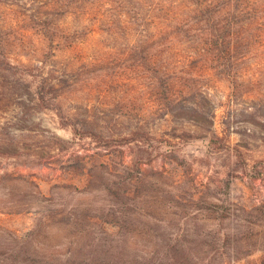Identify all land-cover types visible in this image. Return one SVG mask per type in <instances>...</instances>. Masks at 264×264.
<instances>
[{
    "label": "rangeland",
    "instance_id": "1",
    "mask_svg": "<svg viewBox=\"0 0 264 264\" xmlns=\"http://www.w3.org/2000/svg\"><path fill=\"white\" fill-rule=\"evenodd\" d=\"M10 9L0 7V32ZM125 49L120 34H96L80 50L88 60L68 78L63 107L91 116L106 136L136 124L174 135L176 157L136 171L128 148L75 139L54 111L1 104L0 257L7 264L15 253L25 264H137L170 251L178 264H264V92L257 102L248 86L235 94L217 77L196 79L197 99L215 113L196 126L165 114ZM255 111L262 126L251 118ZM223 121L230 150L207 140ZM235 149L247 172L235 164ZM105 239L113 249L91 260L87 252Z\"/></svg>",
    "mask_w": 264,
    "mask_h": 264
},
{
    "label": "trees",
    "instance_id": "2",
    "mask_svg": "<svg viewBox=\"0 0 264 264\" xmlns=\"http://www.w3.org/2000/svg\"><path fill=\"white\" fill-rule=\"evenodd\" d=\"M0 7L13 12L2 18L0 32V108L5 104L17 111H54L75 139L128 148L136 171L176 157L174 135L136 124L118 137L106 136L91 116L63 107L73 87L68 78L88 60L80 50L96 34L122 36L126 57L157 89V102L170 117L196 126L206 125L209 115L215 118L197 99L202 96L195 84L200 78L217 77L235 94L248 86L245 94L257 102L263 98L264 0H0ZM258 116L257 111L251 114L254 120ZM221 126L208 143L230 150L229 125L223 121ZM233 151L235 164L247 172L241 151ZM111 207L122 214L116 205ZM201 208L222 214L215 203H202ZM93 244L87 254L97 262L114 247L106 239ZM174 256L167 251L162 258H140L137 264H178L171 263ZM9 261L26 263L18 253ZM0 264H7L6 258L0 257Z\"/></svg>",
    "mask_w": 264,
    "mask_h": 264
}]
</instances>
